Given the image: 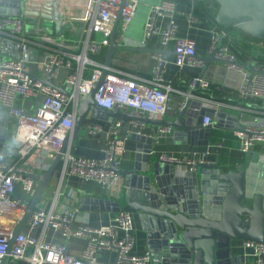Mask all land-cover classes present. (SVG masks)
<instances>
[{"label": "built area", "instance_id": "built-area-1", "mask_svg": "<svg viewBox=\"0 0 264 264\" xmlns=\"http://www.w3.org/2000/svg\"><path fill=\"white\" fill-rule=\"evenodd\" d=\"M66 1L69 0H64L65 4ZM70 1H80L79 7L84 11L86 35L82 48L77 43H68L65 46L69 50L67 55H63L60 49L52 50L41 62L36 63L34 72L30 71V65L34 64L30 43L38 41L42 45H49L54 40L47 35L28 34L18 16L0 15V107L12 119L14 141L19 144L20 157L37 149L44 153L45 159H55L63 140L71 133L78 103L101 76L103 62L98 60V56L109 43L114 22L118 20L123 28L128 26L136 15L139 3V0ZM176 15L174 0H157L151 4L143 22L139 46H146L154 36L158 37L163 48L172 41L173 63L176 67L204 69L205 62L196 55L194 41L176 36ZM160 20H164L163 25L159 24ZM187 20L193 24L195 17L189 16ZM211 33L207 55L212 54L225 70L240 75L237 98L243 102H257L264 108V64L256 66L258 72L247 70L240 65L226 43L221 42L217 46L222 29H213ZM152 56L156 63L149 80L124 77L109 69L93 95L96 107L125 115L136 135H144L145 119H162L172 110L173 89L163 82L164 60L157 53H152ZM62 69L65 75L58 86L55 81L60 79ZM46 77L52 79L56 86L45 85L42 79ZM58 87H62L65 92ZM208 88L209 83L202 76L190 78L177 110L185 107L189 99L215 104L201 95ZM38 97H41V101L33 111L17 104L18 99L25 101ZM212 123L210 117H203V126ZM120 124L116 122L107 132L105 145L98 158L75 156L68 148H64L60 156L58 184L49 190L48 196L44 192L35 205L32 215L24 224L29 233L20 232L15 237L8 253L11 264L18 261L28 264H144L150 259L149 252L131 254L134 236L129 211L120 209L111 223L95 228L89 225L88 213L80 212L76 207L71 210L67 207L56 208L58 198L65 203L72 199V189L67 185L61 188L66 177H76L82 183L94 182L102 190L120 184L121 175L116 169L126 152V137L118 134ZM83 129L90 136H98L103 131L96 122L84 124ZM170 130L169 126L159 127L160 133ZM235 133L242 153H249L257 144L262 146L259 161L264 164V118L260 122L242 123ZM157 159L180 168L184 173L194 171L196 163H213L165 154H160ZM34 173L36 171L32 167L16 160L0 162V259L7 253L12 231L21 220L28 203L17 197L16 193L30 199L39 186L32 176ZM49 229L58 231L65 241L72 237L84 239V248L79 255H74L67 250L65 243L47 241ZM34 231L36 234H31ZM243 244L253 250L255 260L249 264H264V244ZM101 251L113 252L114 260L98 261L97 255Z\"/></svg>", "mask_w": 264, "mask_h": 264}, {"label": "water", "instance_id": "water-1", "mask_svg": "<svg viewBox=\"0 0 264 264\" xmlns=\"http://www.w3.org/2000/svg\"><path fill=\"white\" fill-rule=\"evenodd\" d=\"M11 1L14 2L12 6L20 10L18 17L28 34L54 35L57 38L62 36L60 10L56 6L49 11L44 5L46 2L57 5L60 0ZM66 5L79 7L81 2L69 0ZM206 6L215 9L214 22L222 27L217 46L231 29L264 39V0H207ZM117 24L118 20L113 24L105 48L101 76L78 103L69 134L72 137L82 128L88 115L96 119L110 115L109 111L95 106L93 95L110 69L113 53L119 48L115 39ZM139 50L153 52L146 47ZM201 58L205 62L204 68L210 63H218L212 54ZM240 65L251 72L259 71L255 62H240ZM236 75L240 79V75ZM42 82L56 86L49 77L42 79ZM58 88L65 92L62 87ZM201 104V100H187L185 107L177 110L172 121L145 120L156 125L155 133L159 127L169 126L177 138L185 136L190 144L203 146L208 144L212 127L230 125L240 128L237 118L236 124H229L228 121L234 119L225 111L202 107ZM115 115L127 119L122 113ZM206 116L213 123L203 126L202 119ZM8 118L7 113L0 112V135L6 130ZM69 135L63 140L51 166L32 175L39 186L13 229L9 249L0 259V264H11L8 255L10 247L32 215L35 205L50 187L52 173L60 162ZM133 137L140 143H146L144 151L136 156L132 169L116 171L125 182V203L137 214L146 232L152 264H242V257L232 253L237 242L264 244V164L259 161L258 155L251 156V162L246 167L230 169L214 163H196L194 172L181 174L172 164L161 163L155 157L149 159L151 139L140 135ZM16 147H19L18 143ZM116 206L118 210L121 209L118 203ZM80 208L86 209L83 204Z\"/></svg>", "mask_w": 264, "mask_h": 264}, {"label": "crops", "instance_id": "crops-1", "mask_svg": "<svg viewBox=\"0 0 264 264\" xmlns=\"http://www.w3.org/2000/svg\"><path fill=\"white\" fill-rule=\"evenodd\" d=\"M157 0H139L136 15L131 23L125 28L118 22L116 26L115 39L119 48L113 53L111 59L110 70L119 73L120 75L128 78L135 77L138 80H149L151 77V70L156 63L152 53L158 52L160 58L164 60L163 82L172 87L171 94V107L172 110L168 112L162 119L157 121H172L176 117L177 107L183 97L188 80L192 77L202 76L209 83V88L201 95L204 99H211L214 103L202 101V107L213 108L217 111H225L229 117L233 118L232 125L236 124L235 119L239 120L240 127L244 122L261 121L264 118V108L257 102H243L237 98V88L239 78L237 73L225 70L220 63H210L204 69H197L188 66L178 68L174 65L173 42L171 41L166 48L161 47L159 39L154 36L150 39L148 44L140 47L142 39L143 22L149 6ZM0 15L18 16L20 10L12 6L14 4L11 0H0ZM176 5L177 15L175 17L178 25L176 36L180 38H190L195 43V53L199 57L207 55L208 47L210 44L211 31L213 29L221 28L214 22L215 9L212 6H206V0H174ZM49 11L54 7L60 10L63 22V34L60 38L54 35H47L54 40L53 44H40V42L30 43L31 55L34 64L30 65V71L34 72L36 63L41 62L45 55L52 52L54 49L63 51V55L69 54V50L65 48L68 43H77L80 48L85 40V24L84 11L81 7L70 6L61 0L57 5L54 3L44 4ZM55 13V12H53ZM189 16L195 17L193 24H189L187 18ZM164 20H160L159 24L163 25ZM76 26H79V31L76 32ZM26 30V28H25ZM228 33L234 36L240 45H243L246 52L249 53V59L245 62H255L258 66L261 63L260 59H264V39H257L244 33H240L235 29H231ZM227 33V34H228ZM226 35V34H225ZM224 35V36H225ZM224 38V37H223ZM259 42H255V41ZM223 42V40H222ZM147 48L151 51L139 50ZM104 55H105V48ZM102 50V51H103ZM102 51L99 55H101ZM260 55H252V54ZM104 59V58H103ZM242 62V61H241ZM65 75V70H61L60 79L55 81L56 85L60 86L61 78ZM41 101V97L33 100H17V104L23 106L28 111H33L35 106ZM0 112L6 113L0 107ZM110 115L106 118L96 119L88 115L83 123L96 122L99 123L103 131L98 136L88 135L83 126L76 134L75 137L69 135L65 149H69L70 153L75 156L85 158H98L101 156L102 149L105 145V137L109 129H111L116 122H120L118 134L126 137L125 141V156L118 166L121 170H130L136 161V156L143 153L146 143H140L134 139L132 125L115 113L117 111H109ZM148 120H155L147 118ZM2 121V120H1ZM6 130L0 135V162L8 160H16L20 164H25L32 167L36 173L47 170L53 161L45 159L42 151L37 149L30 150L25 156H18V147L13 136V122L9 117L6 119ZM156 125L145 120V129L143 136L146 139L152 140V148L148 154L149 159L152 157L157 158L160 154L170 155L174 157L185 156L195 161H212L219 166L230 167L236 169L237 166L246 167L248 162H251V156L258 155L262 151V146L257 144L250 150L249 153H242L239 150V140L236 136L235 127L219 126L210 129V137L207 145H199L198 143H189L185 136L177 138L173 134V129L166 133H160L159 128L155 133ZM71 134V133H70ZM201 138H198L200 140ZM147 165V164H146ZM178 173L183 174L181 169L175 166ZM194 172V171H192ZM60 175V163L55 167L52 173L51 189L57 186ZM72 189V199L65 203L61 199H57L56 208L63 209L67 207L72 209L78 208L80 212L88 213L89 225L91 227H100L112 222L119 207L127 210L132 215V235L134 236V246L131 249L133 255H143L149 252L146 242V232L141 226L137 214L127 207L124 200V190L126 189L125 182L121 176L120 184L110 187V189L102 190L94 182L82 183L76 177H66L62 181L61 188L65 186ZM17 197H21L28 203L31 198L16 193ZM27 203V205H28ZM83 204L86 209H81L80 205ZM26 205V206H27ZM22 233H29L26 226H23ZM31 234H36V231ZM46 240L53 243H65L67 250L74 254L79 255L85 246V240L82 238L72 237L66 241L58 231L49 229L46 233ZM233 255L242 257V264H249L254 262V255L252 248L244 246L243 242H237L236 247L232 251ZM115 254L111 251H101L97 255L100 262H112ZM15 264H28L25 261H18ZM144 264H152L150 260Z\"/></svg>", "mask_w": 264, "mask_h": 264}, {"label": "trees", "instance_id": "trees-1", "mask_svg": "<svg viewBox=\"0 0 264 264\" xmlns=\"http://www.w3.org/2000/svg\"><path fill=\"white\" fill-rule=\"evenodd\" d=\"M241 33V32H240ZM223 42L226 43L230 50L236 55L237 59L239 62H245L249 59V53L246 52V49L244 48L243 45H240L237 40L234 38L231 33H228L224 36ZM252 55H260V54H252ZM104 58V50L102 51L101 55L98 56V60L100 62H103ZM261 64H264V59L258 60Z\"/></svg>", "mask_w": 264, "mask_h": 264}, {"label": "rangeland", "instance_id": "rangeland-1", "mask_svg": "<svg viewBox=\"0 0 264 264\" xmlns=\"http://www.w3.org/2000/svg\"><path fill=\"white\" fill-rule=\"evenodd\" d=\"M24 27H25V26H24ZM77 31H79V26H76V32H77ZM255 42H259V41L256 40ZM262 44H263V46H264V41H263ZM49 190H51V187L48 188V191H45V195H46V196H48V194H49Z\"/></svg>", "mask_w": 264, "mask_h": 264}]
</instances>
